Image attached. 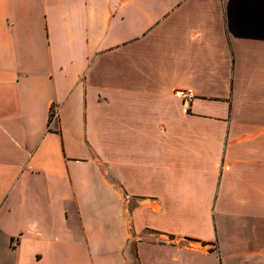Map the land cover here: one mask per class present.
Returning a JSON list of instances; mask_svg holds the SVG:
<instances>
[{"label": "crops", "instance_id": "0c3cea01", "mask_svg": "<svg viewBox=\"0 0 264 264\" xmlns=\"http://www.w3.org/2000/svg\"><path fill=\"white\" fill-rule=\"evenodd\" d=\"M0 264H264V0H0Z\"/></svg>", "mask_w": 264, "mask_h": 264}, {"label": "built area", "instance_id": "2783aa9c", "mask_svg": "<svg viewBox=\"0 0 264 264\" xmlns=\"http://www.w3.org/2000/svg\"><path fill=\"white\" fill-rule=\"evenodd\" d=\"M177 93L181 98H183L186 104L192 102V100L196 97V94L192 89H181L178 90Z\"/></svg>", "mask_w": 264, "mask_h": 264}]
</instances>
